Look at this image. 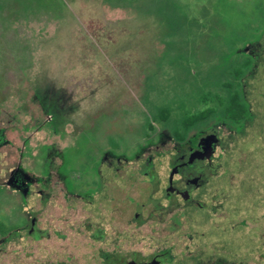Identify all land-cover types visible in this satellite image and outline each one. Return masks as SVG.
Returning a JSON list of instances; mask_svg holds the SVG:
<instances>
[{"label": "rangeland", "instance_id": "rangeland-1", "mask_svg": "<svg viewBox=\"0 0 264 264\" xmlns=\"http://www.w3.org/2000/svg\"><path fill=\"white\" fill-rule=\"evenodd\" d=\"M189 148V195L137 218ZM29 217L0 264H264V0H0V222Z\"/></svg>", "mask_w": 264, "mask_h": 264}, {"label": "trees", "instance_id": "trees-1", "mask_svg": "<svg viewBox=\"0 0 264 264\" xmlns=\"http://www.w3.org/2000/svg\"><path fill=\"white\" fill-rule=\"evenodd\" d=\"M244 63H248V60H244ZM233 71L238 80H240L242 68H234ZM239 84L240 82L237 80L235 82H226L224 83L225 87L227 88L226 94L223 96L216 94L214 96L218 105L221 106L220 110L223 117L227 118L230 121H239L240 119H242L246 110L245 103L242 100L241 91L238 88ZM163 110L164 108H161L160 112H162ZM216 110L217 107L211 105L206 106L204 109L200 110L197 113L188 115L183 122L184 130L193 125L195 122L204 120ZM160 119H165V117L161 115ZM174 135L176 136V138L182 139L183 133L181 134L177 131V129H175ZM149 158H152V155H150ZM145 164L146 162H141L142 167H146ZM104 165L106 166L107 170L110 169V171L115 173V170L118 169L120 164L117 161H109L106 164L104 163ZM17 173L20 174L19 172ZM147 173L148 175L151 174L149 170ZM23 180L31 183V180L25 178L24 175L18 178V182H20V184H22ZM22 187L24 186L22 185ZM90 197L92 196L90 195ZM135 216L139 218L138 215ZM45 235H47L46 228L36 225L31 217L15 225H4L2 224V222H0V249L1 247H4L10 240L18 239L21 236L40 238L44 237ZM101 255L102 258L107 262L112 260L111 252H109L108 250H101Z\"/></svg>", "mask_w": 264, "mask_h": 264}, {"label": "flooded vegetation", "instance_id": "flooded-vegetation-1", "mask_svg": "<svg viewBox=\"0 0 264 264\" xmlns=\"http://www.w3.org/2000/svg\"><path fill=\"white\" fill-rule=\"evenodd\" d=\"M204 149H206V152H204V149H200L198 154H207V145L202 146ZM195 150L189 148L187 150L181 151V153H178L177 159L172 162L169 166L170 172L172 171V178H171V182H170V187L166 188V186L168 185V177H167V181L166 183L162 186L161 188V192L159 195H161L163 192H165L164 197L166 196H173L175 195L176 199H184V197H186L187 195H189L188 190H189V186L191 184V182H189V178H188V174H190V177L193 178L194 173L197 175L204 167L203 166H199V165H195V166H191L189 164V161H185L184 157L188 156L189 154H194ZM196 154V155H198ZM192 159V158H191ZM155 158H145V160H143L142 162H146V167H144L143 172L147 173L149 169H151L150 166L151 163H156ZM205 164V162H204ZM169 172V173H170ZM157 173V172H156ZM157 174H155L154 176L156 177ZM169 176V174H168ZM180 183V184H179ZM158 195V196H159ZM163 197V198H164ZM162 198V199H163ZM161 199V200H162ZM161 200L156 203V204H152V203H148L146 204L145 201L144 202H140L139 204H142L141 209H137V213L135 215H138V217L140 216V211L146 206V205H152L153 207H158V204L161 202ZM138 204V205H139Z\"/></svg>", "mask_w": 264, "mask_h": 264}, {"label": "water", "instance_id": "water-1", "mask_svg": "<svg viewBox=\"0 0 264 264\" xmlns=\"http://www.w3.org/2000/svg\"><path fill=\"white\" fill-rule=\"evenodd\" d=\"M172 174H173V172L171 171L169 173V176H168V185L166 186V188H169L170 187V182H171ZM164 195H165V192H163L159 196H156V197H153V198H148V199H146L145 203L146 204H148V203L156 204V203H158L164 197ZM141 207H142V204H139L137 209H141Z\"/></svg>", "mask_w": 264, "mask_h": 264}]
</instances>
